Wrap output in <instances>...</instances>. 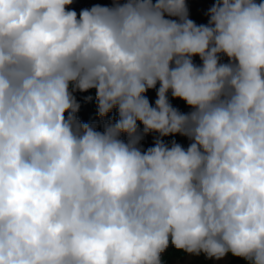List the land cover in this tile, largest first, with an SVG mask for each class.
I'll return each instance as SVG.
<instances>
[{
	"label": "clouds",
	"instance_id": "9594fccd",
	"mask_svg": "<svg viewBox=\"0 0 264 264\" xmlns=\"http://www.w3.org/2000/svg\"><path fill=\"white\" fill-rule=\"evenodd\" d=\"M73 3L0 0V264H264V0Z\"/></svg>",
	"mask_w": 264,
	"mask_h": 264
},
{
	"label": "trees",
	"instance_id": "16d2710c",
	"mask_svg": "<svg viewBox=\"0 0 264 264\" xmlns=\"http://www.w3.org/2000/svg\"><path fill=\"white\" fill-rule=\"evenodd\" d=\"M186 2L194 5L197 8H199L201 6V0H186ZM222 62L226 63L227 57H223ZM75 96H76L77 101L81 105L80 110L77 113L78 119L82 122H85V123L96 122L98 124H101L100 118L97 115L96 102H95V89L89 90L88 92H85V93L77 92V93H75ZM87 96H92L93 99L91 101H86L84 98ZM146 96H147V94H146ZM147 98L149 99L148 96H147ZM169 99H170V102L173 105V107H176L181 112L187 113L188 111H190V108L186 105V103L184 101H182L180 99H173L171 97L170 93H169ZM115 115H116V112L114 110L105 119L111 118L112 116H115ZM140 127L142 129L143 125H141ZM97 130L102 131L103 130L102 125ZM148 135H146L144 137V139ZM163 139H164L165 143H168V144H170L172 140H176L177 143L181 144L185 148H187L189 143H190V141L186 137L180 136L178 134L174 135V136L164 137ZM152 146H154V142H152L149 145L142 147V148L146 150L148 147H152ZM188 256H189L188 254H186L182 251H178L174 247L170 246L168 248V250L163 254V260H164L165 264H175L176 262L184 261ZM231 257H233V256H231ZM233 258H237V257H233ZM192 264H217V263L214 260L206 259L203 255H200V256H194V262Z\"/></svg>",
	"mask_w": 264,
	"mask_h": 264
},
{
	"label": "rangeland",
	"instance_id": "374dc122",
	"mask_svg": "<svg viewBox=\"0 0 264 264\" xmlns=\"http://www.w3.org/2000/svg\"><path fill=\"white\" fill-rule=\"evenodd\" d=\"M202 2V0H201ZM214 0H207L204 1V6H200L197 8V11H191L189 12V18L195 21L197 24H206L208 17L204 15V13L212 6L214 3ZM94 4H101V5H106L110 6L111 5V0H74V3L69 6L71 10L79 11L84 8H90ZM203 11V14L201 12ZM197 12V13H196ZM203 15V16H201ZM194 62L196 64H200L201 61L199 57L194 58ZM159 87V84H157V89ZM147 96L149 97V100L151 104L154 106L155 100H156V89H150L147 91ZM157 133H150L142 142H141V147H145L149 145L150 143L154 142L155 137L157 136ZM217 264H246V262L241 259V258H233L230 255L225 257L222 260H214ZM194 262V256L189 255L184 261H179L176 262L175 264H192Z\"/></svg>",
	"mask_w": 264,
	"mask_h": 264
},
{
	"label": "crops",
	"instance_id": "0c3cea01",
	"mask_svg": "<svg viewBox=\"0 0 264 264\" xmlns=\"http://www.w3.org/2000/svg\"><path fill=\"white\" fill-rule=\"evenodd\" d=\"M204 1H207V0H202L201 6H204ZM258 2H259V0H258ZM186 3L188 5L189 12L194 11V10L197 11V7H195L194 5H192V4L188 3V2H186ZM201 14H203V11L201 12ZM201 16H203V15H201Z\"/></svg>",
	"mask_w": 264,
	"mask_h": 264
}]
</instances>
